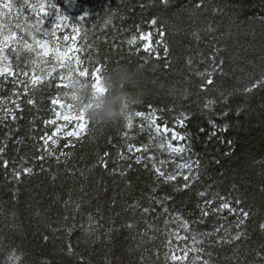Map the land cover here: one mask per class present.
<instances>
[{"label":"trees","instance_id":"obj_1","mask_svg":"<svg viewBox=\"0 0 264 264\" xmlns=\"http://www.w3.org/2000/svg\"><path fill=\"white\" fill-rule=\"evenodd\" d=\"M3 3L11 11L0 15V41L16 35L0 43V67L13 73L0 75V264L13 255L16 264H264V86L245 91L264 75V0ZM33 36L50 49L73 48L68 56L84 66L136 68L143 95L129 109L132 127L90 121L68 136L78 129L59 126L61 108L51 103L71 91L60 79L67 69ZM153 110L167 133L150 125ZM49 136L57 143L45 146ZM169 140L184 150L159 147ZM22 167L32 172L16 177ZM157 167L176 179L158 178ZM220 197L236 211H213Z\"/></svg>","mask_w":264,"mask_h":264},{"label":"snow or ice","instance_id":"obj_2","mask_svg":"<svg viewBox=\"0 0 264 264\" xmlns=\"http://www.w3.org/2000/svg\"><path fill=\"white\" fill-rule=\"evenodd\" d=\"M39 7H40V10L43 11L45 5L41 4ZM2 10H7L8 12H10L11 11L10 4H8V3L0 4V15H3V11ZM59 19L63 20V19H66V17H60ZM81 19H83V17H81ZM156 23H157V21L155 19H153L152 20V24L155 25ZM2 27H3V25H0V28H2ZM17 27H19V25H17ZM58 27H60L59 23H57V28ZM74 30L77 31V32L79 31L78 29H74ZM2 35H3V33L0 32V36H2ZM15 35H16L15 32H11L9 35L4 36L3 37V41H0V43H3V42H6L8 40L14 39ZM45 35L47 36L49 34L46 33ZM51 35L54 36L55 32L51 33ZM161 35H163L162 30H161ZM32 39L37 45H39V47L41 49H43L44 55H47L49 53V51H53L55 53L56 60L58 62H60V66L67 69L66 76H61V78H60L62 81H67V83L63 84V87L69 88V89L72 90L73 86L75 84H78L81 81H83V82L89 84L92 87V89L94 90L95 93L102 94V93H105L107 91V89L105 88L104 83H103V72H104V69L106 68V64H101L99 61L93 62V61L89 60V61H87V64L89 66H84V64L86 62L82 61L79 56H75L74 58L68 56V53L72 52L74 50L73 48H69V49L65 50L64 52H61L58 47L55 48V49H50L47 39H45L43 41H40V40H36L35 36H33ZM64 39L67 40L68 37H64ZM134 43H135V38H133V40L129 41V44H134ZM25 47L28 48V49H31L32 45L25 44ZM144 48H145V50H150V46L148 44H145ZM165 48H166V46H165ZM2 50L3 49L0 48V52H2ZM75 51H79V49H75ZM137 51H139V49H137ZM73 59H74V64L72 62ZM65 60L68 61L67 64L64 63ZM5 72H8L9 75L13 74L11 72L10 68L0 67V75H3ZM24 74L27 75V73H24ZM49 75H51V73H49ZM200 75L204 76L205 73H200ZM207 75L210 76L211 74L208 73ZM40 82H41V79L36 77L35 75H33L32 79H31V83L33 85H37ZM206 82H207V84H211L212 80L211 79H207ZM257 86H264V75H262L259 79L253 80L252 83H251V87L246 88L245 91H251L252 88H255ZM57 87L59 88V87H61V85L58 84ZM65 99H70L69 98V93H65L64 99L60 98L59 96L55 97V98H52L51 99V103L53 105H59L61 109H65L66 108L69 111V113H71L70 115H65L63 117V119L64 120H73V121H75L76 122L75 123V127H76V129H78V131L68 132L67 135L68 136L79 137L82 134H84L85 132H87V130H88L87 129V125L89 124L90 119L87 116V108L86 107L85 108H77L73 103H65L64 102ZM27 103L34 104L35 101L32 100V99H29L27 101ZM19 107H20V105L16 104V108H19ZM154 111L155 110H153V112H151L148 115V117H146L147 119H149L150 125L152 127H154V129H155V131L157 133H160L161 131L167 133L169 131V129L167 128L166 125L163 127V129H161V126L156 123V117H155ZM56 115L59 116L60 112H57ZM134 115L137 116V117H145V113H143V112H135ZM12 119H16L15 115H12ZM126 121H127L126 127L127 128H131L132 127V114L131 113L128 114V116L126 118ZM46 123H55V121H46ZM177 123L182 125L183 124V120L182 119H178ZM59 131H60V129L58 128L57 132H59ZM124 135L126 136L127 132H125ZM41 139L44 140V145L45 146H47L48 140H52V144H56L57 143V140L52 139V137H50V136L47 137V138L41 137ZM173 139H183V137L179 133H176L173 130ZM65 146L67 147L69 145L66 144ZM133 147H134L133 145H129L128 146V150L132 151ZM159 147L160 148L167 147L172 152H182L184 150L182 147L174 146L172 144L171 140L167 141L166 144L159 145ZM141 148L143 149L144 152H148V147L146 145H142ZM141 148H136V151L140 152ZM2 151H3V149H0V152H2ZM49 154L51 155L52 153H49ZM61 155H68V154L61 153ZM120 155H121L122 159L126 158V157L123 156L122 153ZM104 156L107 157L108 153H105ZM39 158L43 159L44 157L41 156ZM147 158L151 159L153 161L155 160V157H152V156H149ZM136 160H137V163H139L140 160H141V157L137 156ZM101 163L105 167H107V160L104 159L103 157L101 158ZM160 163L163 164L164 162L161 161ZM4 164L6 166L7 162L5 161ZM181 167H189V166L188 165H182ZM21 172H23V173H31L32 169L29 168V167H22V169L20 171H15L14 170V174H15L16 177H19L21 175ZM155 172L157 173L158 178H164L165 182L176 179V177L173 176V175L165 176V172L162 171L161 168H159V167L155 168ZM121 175H123V173H121ZM197 177H198V172H197ZM184 180L188 181L189 180V176H187V175L184 176ZM184 187L185 188L189 187V184L185 183ZM198 195L201 196V197H204L206 195V193L205 192H200V193H198ZM219 199L221 200L219 208H215V209H213V211H217L218 212V211H220L222 209H229L230 211H233V212L236 211L235 208H231L230 202L227 201L224 197H220ZM157 202H159V201H157ZM212 203H213V201H210V200H206L205 201L206 205H211ZM236 203L239 204L240 201L237 200ZM144 211L148 212V209L145 208ZM164 211L166 212L167 209L165 208ZM239 211L241 212V214H242V216L244 218L248 217L249 213L247 211H244L242 208L239 209ZM202 215L207 216L208 212L202 210ZM239 223L243 224L244 220L241 219L239 221ZM183 226L187 227V221H184ZM237 227H239V224L237 225ZM260 227L262 229H264V224L260 225ZM240 235H241V233H237V235L234 237V239H239ZM69 251H71V247L70 246H69ZM9 259L13 262V264H16V261L19 260V257H15L13 255V257H10ZM173 259L177 260V259H179V257L173 256ZM204 264H207V261H204Z\"/></svg>","mask_w":264,"mask_h":264},{"label":"clouds","instance_id":"obj_3","mask_svg":"<svg viewBox=\"0 0 264 264\" xmlns=\"http://www.w3.org/2000/svg\"><path fill=\"white\" fill-rule=\"evenodd\" d=\"M107 91L95 93L81 81L69 92L70 101L77 108H87V116L96 125L126 120L132 104L142 99L138 71L129 65H120L103 73ZM90 106V107H89Z\"/></svg>","mask_w":264,"mask_h":264},{"label":"rangeland","instance_id":"obj_4","mask_svg":"<svg viewBox=\"0 0 264 264\" xmlns=\"http://www.w3.org/2000/svg\"><path fill=\"white\" fill-rule=\"evenodd\" d=\"M60 115L58 117V119L60 120L59 126L61 127H66L67 125L65 124L67 121L68 122H73V124H75L76 122L73 120H64L63 117L65 115H70L71 113H69V111L65 108V109H60Z\"/></svg>","mask_w":264,"mask_h":264}]
</instances>
